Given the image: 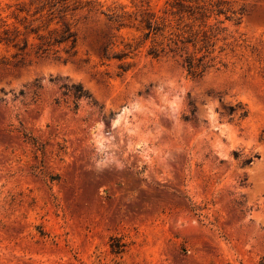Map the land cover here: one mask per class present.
<instances>
[{
	"label": "rangeland",
	"instance_id": "374dc122",
	"mask_svg": "<svg viewBox=\"0 0 264 264\" xmlns=\"http://www.w3.org/2000/svg\"><path fill=\"white\" fill-rule=\"evenodd\" d=\"M170 1L80 0L63 19L75 44L42 52L24 30L56 27L32 16L42 3L0 0V25L27 40L0 43V264L264 257V0H222L230 20L209 19L224 30L196 78L108 20Z\"/></svg>",
	"mask_w": 264,
	"mask_h": 264
},
{
	"label": "trees",
	"instance_id": "16d2710c",
	"mask_svg": "<svg viewBox=\"0 0 264 264\" xmlns=\"http://www.w3.org/2000/svg\"><path fill=\"white\" fill-rule=\"evenodd\" d=\"M29 4L42 3L36 9L32 16L46 11L48 13L47 28L54 22L55 28L49 31V36L46 37L39 34V28L32 27V23L24 26V30L28 35L35 34L38 42V50L46 52L51 46L70 43L73 46L76 42L75 33L71 30L69 24L63 22L64 17L68 12H75L80 5V0H26ZM25 4V0H23ZM224 1L218 0L215 3L209 0L208 3L203 0H171L167 3V7L163 16L157 17L155 13L148 9H141L133 12H111L108 20L116 25V30L135 29L141 33L143 41L149 40L151 45L147 55L154 59L161 57L170 58L177 62L179 66L187 73V75L196 78L201 77L206 69L212 67L210 63L214 58L210 57L215 46L216 35L224 29H219L222 21H216L215 24L208 23L210 18L217 19L221 15L225 16L226 20H230L227 15L229 9L224 8ZM22 13L23 10H18ZM54 12L57 16H53ZM18 16V15H17ZM24 20L27 16L23 17ZM36 18L34 21L39 20ZM60 25V27H58ZM0 43L5 46H12L18 50H24L27 47V40L22 46L19 45V31L16 27L10 28L6 24L0 25ZM57 34L52 38V34ZM51 35V36H50ZM128 49L131 46L128 45ZM107 46L100 49V54L103 58L109 59ZM128 51V53H130ZM128 53L113 56L119 61L125 60ZM125 67L127 65H120ZM126 68H124V71ZM73 96L75 99L88 98L87 92L81 87H74ZM233 111V109H230ZM245 116V113L242 114ZM258 264H264V257H261Z\"/></svg>",
	"mask_w": 264,
	"mask_h": 264
}]
</instances>
